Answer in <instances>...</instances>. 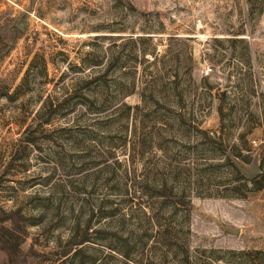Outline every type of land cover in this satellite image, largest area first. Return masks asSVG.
I'll use <instances>...</instances> for the list:
<instances>
[{"label": "rangeland", "instance_id": "374dc122", "mask_svg": "<svg viewBox=\"0 0 264 264\" xmlns=\"http://www.w3.org/2000/svg\"><path fill=\"white\" fill-rule=\"evenodd\" d=\"M2 10L21 28L0 60L17 264H264V0Z\"/></svg>", "mask_w": 264, "mask_h": 264}, {"label": "trees", "instance_id": "16d2710c", "mask_svg": "<svg viewBox=\"0 0 264 264\" xmlns=\"http://www.w3.org/2000/svg\"><path fill=\"white\" fill-rule=\"evenodd\" d=\"M13 13L2 10L0 12V60L9 53V51L13 48L16 40L21 36V28L17 22H15L12 17ZM32 60L29 61L28 65L24 69L23 74L19 77V81L16 85H20L27 77L30 69L32 70ZM45 68V63L40 66V69ZM3 82V78L0 77V83ZM52 101L50 100H42L41 107H50L52 106ZM45 118V117H44ZM205 134L209 138H213L215 136L213 131L209 133L208 130H204ZM252 182L255 184L257 188H261L264 186V170L260 168L259 172L256 173L252 177ZM174 196V195H171ZM179 198V197H175ZM180 201L171 199L170 205L173 208H178L180 205ZM9 216H4L0 218V264H17L16 258L19 253H22V249H20V241L17 240L16 230L9 221ZM174 228L170 227H159L152 234L154 239V243L159 239L166 240V245L170 244L171 231ZM184 261L183 259H181Z\"/></svg>", "mask_w": 264, "mask_h": 264}]
</instances>
